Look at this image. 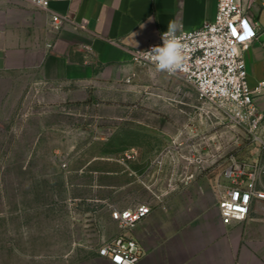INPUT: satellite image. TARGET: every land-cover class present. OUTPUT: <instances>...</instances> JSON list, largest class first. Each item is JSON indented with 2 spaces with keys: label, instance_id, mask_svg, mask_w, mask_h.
Listing matches in <instances>:
<instances>
[{
  "label": "rangeland",
  "instance_id": "374dc122",
  "mask_svg": "<svg viewBox=\"0 0 264 264\" xmlns=\"http://www.w3.org/2000/svg\"><path fill=\"white\" fill-rule=\"evenodd\" d=\"M99 72L76 101L35 74L0 79V264H108L97 250L120 232L114 210L213 212L231 158L264 160L183 77Z\"/></svg>",
  "mask_w": 264,
  "mask_h": 264
},
{
  "label": "crops",
  "instance_id": "0c3cea01",
  "mask_svg": "<svg viewBox=\"0 0 264 264\" xmlns=\"http://www.w3.org/2000/svg\"><path fill=\"white\" fill-rule=\"evenodd\" d=\"M218 3L52 0L53 12L66 14L79 23L77 27L66 25L56 30L50 24L49 13L29 0H0V79L35 74L40 83L65 86L64 96L72 101L86 98L85 87L98 76L100 68L142 71L146 83L152 85V67L137 66L129 51L159 42L171 20L179 21L186 30L203 27L215 19ZM242 3L257 30V37L243 53L248 83L254 88L264 79V0ZM155 81L161 86L169 84ZM257 103L264 111V95ZM132 235L144 250L137 264H264V199L253 203L246 221L229 226L222 223L217 205L213 212L205 207L196 212L191 207L176 211L153 207Z\"/></svg>",
  "mask_w": 264,
  "mask_h": 264
},
{
  "label": "built area",
  "instance_id": "2783aa9c",
  "mask_svg": "<svg viewBox=\"0 0 264 264\" xmlns=\"http://www.w3.org/2000/svg\"><path fill=\"white\" fill-rule=\"evenodd\" d=\"M29 1L49 13L54 29L79 26L78 21L68 15L53 12L50 9L52 0ZM178 35L182 36L185 62L181 70L170 76L183 77L195 88L203 103L223 110L241 124L251 144L264 152V111L257 103L264 95V79L254 88L250 87L243 55L257 37V30L242 0H219L212 22L198 29H182ZM155 45H162L161 36L159 42L144 49L130 50L131 61L156 68L142 53ZM263 178L264 160L231 158L216 188V205L224 225L249 218L253 203L264 199ZM152 211L153 207L145 203L114 210L112 217L120 232L100 246L97 255L113 264H137L144 250L132 232Z\"/></svg>",
  "mask_w": 264,
  "mask_h": 264
},
{
  "label": "clouds",
  "instance_id": "9594fccd",
  "mask_svg": "<svg viewBox=\"0 0 264 264\" xmlns=\"http://www.w3.org/2000/svg\"><path fill=\"white\" fill-rule=\"evenodd\" d=\"M183 25L176 20L167 24V30L161 34L162 45H155L142 52L144 57L153 63L157 71L175 75L185 62L184 44L181 33Z\"/></svg>",
  "mask_w": 264,
  "mask_h": 264
}]
</instances>
